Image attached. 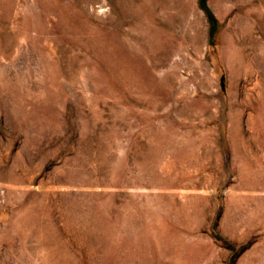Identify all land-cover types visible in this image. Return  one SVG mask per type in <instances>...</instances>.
Returning <instances> with one entry per match:
<instances>
[{"label": "rangeland", "instance_id": "1", "mask_svg": "<svg viewBox=\"0 0 264 264\" xmlns=\"http://www.w3.org/2000/svg\"><path fill=\"white\" fill-rule=\"evenodd\" d=\"M0 264H264V0H0Z\"/></svg>", "mask_w": 264, "mask_h": 264}, {"label": "trees", "instance_id": "2", "mask_svg": "<svg viewBox=\"0 0 264 264\" xmlns=\"http://www.w3.org/2000/svg\"><path fill=\"white\" fill-rule=\"evenodd\" d=\"M221 81H222V84H223V82H224V79L222 78V79H221Z\"/></svg>", "mask_w": 264, "mask_h": 264}]
</instances>
